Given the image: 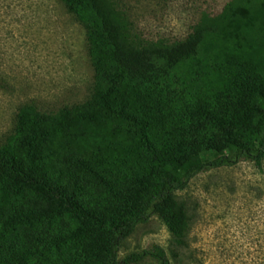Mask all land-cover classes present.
Segmentation results:
<instances>
[{
	"label": "trees",
	"instance_id": "trees-1",
	"mask_svg": "<svg viewBox=\"0 0 264 264\" xmlns=\"http://www.w3.org/2000/svg\"><path fill=\"white\" fill-rule=\"evenodd\" d=\"M85 26L97 84L76 111L21 108L0 147V264H171L120 258L161 217L177 249V193L199 174L264 168V0H230L174 44L135 41L116 0H62Z\"/></svg>",
	"mask_w": 264,
	"mask_h": 264
},
{
	"label": "rangeland",
	"instance_id": "rangeland-1",
	"mask_svg": "<svg viewBox=\"0 0 264 264\" xmlns=\"http://www.w3.org/2000/svg\"><path fill=\"white\" fill-rule=\"evenodd\" d=\"M116 1L135 41L171 45L230 0ZM96 84L87 30L62 0H0V147L15 134L22 107L76 111ZM177 199L191 221L188 246L175 248L155 216L123 242L120 258L159 245L171 264H264V168L246 161L201 173Z\"/></svg>",
	"mask_w": 264,
	"mask_h": 264
}]
</instances>
